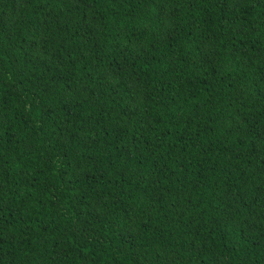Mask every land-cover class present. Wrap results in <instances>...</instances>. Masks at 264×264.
<instances>
[{
	"label": "trees",
	"instance_id": "obj_1",
	"mask_svg": "<svg viewBox=\"0 0 264 264\" xmlns=\"http://www.w3.org/2000/svg\"><path fill=\"white\" fill-rule=\"evenodd\" d=\"M0 264H264V0H0Z\"/></svg>",
	"mask_w": 264,
	"mask_h": 264
}]
</instances>
